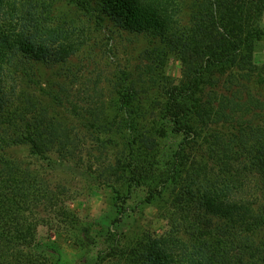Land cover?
Here are the masks:
<instances>
[{
    "label": "trees",
    "instance_id": "obj_1",
    "mask_svg": "<svg viewBox=\"0 0 264 264\" xmlns=\"http://www.w3.org/2000/svg\"><path fill=\"white\" fill-rule=\"evenodd\" d=\"M56 3L0 0V264L50 261L36 236L41 223L55 221L40 212L53 213L59 186L50 185L43 164L31 167L8 151L26 146L47 162L59 143L47 113L32 117L15 105L20 64L64 63L86 44L84 29L55 24ZM66 3L97 28L145 35L146 57L156 64L168 54L181 64L180 80L156 104V139L140 131L135 86L117 89L127 160L117 168L128 188L127 195L113 188L112 225L123 220L132 187L147 189L144 203L166 201L158 211L167 229L137 240L126 250L128 264H264V74L252 71L264 44V0ZM169 139L170 148L159 144Z\"/></svg>",
    "mask_w": 264,
    "mask_h": 264
},
{
    "label": "rangeland",
    "instance_id": "obj_2",
    "mask_svg": "<svg viewBox=\"0 0 264 264\" xmlns=\"http://www.w3.org/2000/svg\"><path fill=\"white\" fill-rule=\"evenodd\" d=\"M52 16L56 25L84 29L86 44L64 63L20 64L15 105L32 117L47 113L59 143L48 151L47 162L34 160L26 146L13 147L8 153L31 167L43 164L50 185L55 190L59 186L53 213L40 212L44 219L55 217V221L41 223L36 236L39 250L49 255V264H95L99 259V264H128L126 250L137 240L158 238L167 229L158 211L166 201L144 203L147 189L132 187L123 205V220L112 225L116 218L113 188L124 195L128 188L125 174L117 168L119 162H127L117 89L121 84L135 86L142 106L140 131L155 138L156 104L163 90L180 80L181 64L171 54L159 64L147 59L150 46L145 35L110 24L97 28L66 0H57ZM261 23L264 27V15ZM252 71L264 74V44L254 53ZM258 95L264 99V93ZM159 142L166 148L173 144L170 139ZM63 224L68 227L62 228ZM114 245L118 249L112 252Z\"/></svg>",
    "mask_w": 264,
    "mask_h": 264
}]
</instances>
